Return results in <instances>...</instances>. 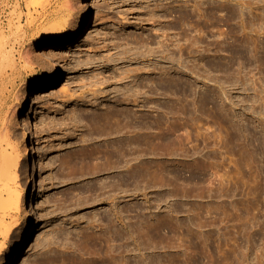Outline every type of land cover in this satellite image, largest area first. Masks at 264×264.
<instances>
[{"label":"rangeland","instance_id":"rangeland-1","mask_svg":"<svg viewBox=\"0 0 264 264\" xmlns=\"http://www.w3.org/2000/svg\"><path fill=\"white\" fill-rule=\"evenodd\" d=\"M78 1L0 4L20 152L22 91L50 75L38 42L79 22ZM89 17L31 99L38 223L16 264H264V0H92ZM163 31L182 61L155 54Z\"/></svg>","mask_w":264,"mask_h":264},{"label":"bare ground","instance_id":"bare-ground-1","mask_svg":"<svg viewBox=\"0 0 264 264\" xmlns=\"http://www.w3.org/2000/svg\"><path fill=\"white\" fill-rule=\"evenodd\" d=\"M72 1L73 0H66L67 8L70 7V3ZM91 1L92 0L78 1L77 5L79 8V22H77V24H75L73 27H63V31L58 40H52V38L49 36L41 39L38 42L39 47L37 50L40 52L39 55L41 56L42 62L46 65L47 70L50 71V75L47 78L48 80L44 81L43 83L26 86L22 91L25 99L21 98V104L19 107L20 112H18L16 115V117L23 119L25 123L24 131L20 136L21 147L24 148L23 150L21 149V152L16 146L12 145L8 139L9 133L7 129L9 128L6 127L8 121L6 114H4V108L7 102L6 99H4L6 90L5 87L7 84L5 86V84L3 85L2 82H0V253L2 252L0 264H16L27 247L33 235V231L37 227L38 223V211L33 204V191L35 189L34 186L36 185V178L38 174V170L34 162L35 151L33 137L35 133V120L30 115L29 111L33 95L38 92L54 90L61 77V72L57 66L58 60L53 54L54 51L50 52L48 49H69L70 44L73 41L80 39L84 35L85 30L90 25L89 5ZM1 3L2 0H0V4ZM163 33V35L161 34L162 42H158L160 46L157 48L155 54L157 53V55L163 58V60H169V58L171 59V57H169L170 55L178 56V59L182 61L184 51L181 49L175 51V48L178 46L176 41H173L172 38L168 37L169 33L167 31H163ZM151 40V43L154 44L155 40ZM153 57L156 56L153 55ZM1 61L0 74L4 76L3 73L6 67H13V63H11L10 59L6 56H3ZM150 62H152V58L149 60V63ZM171 69L173 68H170L167 71H171ZM2 101L4 102L2 103ZM14 110L15 109H13V111ZM119 149L121 150L120 147L118 150ZM111 154L109 153V155ZM25 158L27 160L26 163L28 166V178L27 182H25L26 187L22 188L20 185H18L17 169L22 163L24 165ZM26 206L29 207V210L28 208L27 210L25 209ZM14 212L23 213L22 223H20V220L15 219V216L12 215ZM32 215H34V217ZM8 219L13 220L15 227L16 225H19L20 227L19 232L17 231L19 243L14 249H11V246L5 247L6 240L11 232L12 226L10 225L11 223H7Z\"/></svg>","mask_w":264,"mask_h":264}]
</instances>
